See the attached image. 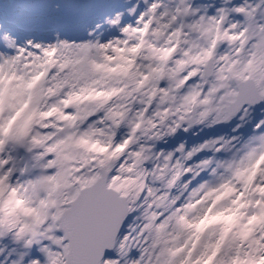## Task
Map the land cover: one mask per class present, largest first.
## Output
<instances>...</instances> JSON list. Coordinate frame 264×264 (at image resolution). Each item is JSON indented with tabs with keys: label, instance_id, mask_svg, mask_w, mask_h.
Instances as JSON below:
<instances>
[{
	"label": "snow or ice",
	"instance_id": "obj_1",
	"mask_svg": "<svg viewBox=\"0 0 264 264\" xmlns=\"http://www.w3.org/2000/svg\"><path fill=\"white\" fill-rule=\"evenodd\" d=\"M125 3L0 4V241L29 264H264V118L156 151L264 112V0H144L135 24Z\"/></svg>",
	"mask_w": 264,
	"mask_h": 264
},
{
	"label": "rangeland",
	"instance_id": "obj_2",
	"mask_svg": "<svg viewBox=\"0 0 264 264\" xmlns=\"http://www.w3.org/2000/svg\"><path fill=\"white\" fill-rule=\"evenodd\" d=\"M200 137H196V139H195V144L194 145H196V144H198V143H201V142H203V141H199L200 139H199ZM193 145H191V147H192ZM13 261H15V260H10V261H7V263L6 264H12V262Z\"/></svg>",
	"mask_w": 264,
	"mask_h": 264
},
{
	"label": "bare ground",
	"instance_id": "obj_3",
	"mask_svg": "<svg viewBox=\"0 0 264 264\" xmlns=\"http://www.w3.org/2000/svg\"><path fill=\"white\" fill-rule=\"evenodd\" d=\"M253 115H256L255 113H250L249 115V118L248 119H251L253 117ZM251 127H248V131H247V135L251 132ZM224 155V154H223ZM26 179V177H24Z\"/></svg>",
	"mask_w": 264,
	"mask_h": 264
}]
</instances>
